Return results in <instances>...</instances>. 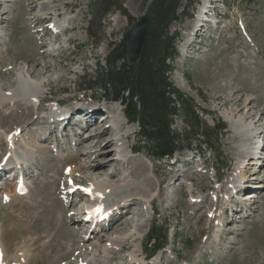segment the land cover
<instances>
[{
	"label": "rangeland",
	"instance_id": "374dc122",
	"mask_svg": "<svg viewBox=\"0 0 264 264\" xmlns=\"http://www.w3.org/2000/svg\"><path fill=\"white\" fill-rule=\"evenodd\" d=\"M116 1L127 16L117 10L104 16L96 28L100 30L94 28L95 41H98L95 42L87 30L88 23L93 20L90 9L93 0H0L1 4L9 6L4 9L3 4L0 5V11H5L0 24L5 30L0 36V83L15 86L12 70L15 71L14 68L22 63L44 70L39 77L51 76L55 80L45 84L41 105H27L24 101L14 112L12 103H7L0 110V125H12L21 131L23 141H16L15 154L19 158L22 153L25 155L24 170L31 174L26 170L24 174L32 185L27 195L18 197L14 194L15 181L4 178V185L11 192L8 202L0 199L2 264H77L84 257L87 262L90 260L89 264L129 263L133 247L131 238L123 241L124 251L104 255L101 250L104 240H97L100 230L98 235L80 241L83 233L76 224L80 219L76 208L82 205L83 199L79 200L75 195L69 196L67 201L61 198L65 196L68 185L64 182L68 181L64 170L70 165H81L80 171L73 175V183L85 185L89 179L95 178L86 172L83 165L94 159L97 147L78 149V133L82 139L90 133L97 136V145L100 146L111 141L101 162L110 160L113 164L109 168L103 167L101 175L111 174L112 183L121 177L127 184L134 183V192L155 191L156 195L160 192L155 196L152 207L148 206L146 210L143 200L130 198L128 209L118 217L121 218L116 223L114 220L107 229L103 228L113 235L123 227L124 220H131L132 215L142 222L144 226L140 229L139 241L144 250L139 264H264V196L253 203L252 200L241 199L248 193L264 195V188H251L257 184L264 185L263 159L257 164V159L251 158L244 169L242 184L245 188L252 185L250 189L237 192L230 203L224 204L229 181L237 171L239 159L235 153L239 150L236 148L243 140L236 130L242 131L241 125L249 123L248 120L240 123L238 117L245 110L256 113L257 117L264 115V0L247 3L183 0L185 5L191 2L190 16L185 17L182 23L172 25V30L180 34L177 43L179 56L169 78L176 88L194 100L203 120L214 129L208 143L202 144L199 152L183 151L176 155L175 164L152 161L142 153L131 152L138 146V125L127 123L119 103L101 99L99 88L80 85L83 76L93 74L96 62L106 57L109 45L122 41L140 16L150 12L152 0ZM205 5L210 6L205 15V26H195V15ZM190 30L193 43L183 52ZM60 74L64 77L57 81ZM93 98L99 100L93 113H85L78 108L84 100L93 101ZM238 98L242 103L240 111ZM52 102H59V108H73L70 110L72 114L61 124H64L63 129L58 124L49 126L47 120L50 116L45 121L44 115L49 113ZM244 103L247 109L242 108ZM226 114L231 116V120L224 117ZM88 121L98 123L95 127L83 128ZM261 124H264V118ZM183 125L177 118L172 129L181 132ZM115 126L118 129L114 131ZM229 133L237 136L232 146L229 145ZM257 136L260 139L255 138ZM255 137L253 141L261 140L262 145L264 135L255 134ZM115 138L119 140L116 145L112 142ZM205 140L203 138L202 142ZM0 142L3 143L0 145L1 159L6 153L7 143L2 136ZM244 144L246 140L239 145L241 150L251 147ZM62 146L69 150L58 153ZM117 146L127 154L123 165L117 162ZM195 147H199L198 143L193 144ZM87 151L91 152L89 157ZM51 155L57 158L53 159ZM255 171L260 172L263 179L250 180L257 174ZM3 182L1 180L0 183ZM76 201L77 207H72ZM130 224L119 235L129 232L133 226L132 222ZM16 227L24 229L16 231ZM12 228L14 230H10ZM164 235L167 236L164 247L161 245L152 256L154 240L159 241ZM146 252L149 259L145 257L143 261L142 258L148 255ZM108 259L111 260L108 262Z\"/></svg>",
	"mask_w": 264,
	"mask_h": 264
},
{
	"label": "trees",
	"instance_id": "16d2710c",
	"mask_svg": "<svg viewBox=\"0 0 264 264\" xmlns=\"http://www.w3.org/2000/svg\"><path fill=\"white\" fill-rule=\"evenodd\" d=\"M190 6L191 2L185 5L183 0H152L151 20L139 59L136 62L127 59L123 38L109 45L106 57L96 62L93 74L83 76L80 84L90 89L99 88L101 99L123 107L127 122L139 127V142L134 152L156 162H168L183 151L201 150L214 129L203 120L194 100L176 88L169 78L179 56L180 34L172 30V25L190 16ZM90 9L93 20L88 23L87 30L94 41V28L101 24L104 16L112 10L127 16L116 0H93ZM177 118L184 124L181 132L172 129ZM194 143L199 147L193 148ZM166 241L165 235L159 241L154 240V250Z\"/></svg>",
	"mask_w": 264,
	"mask_h": 264
},
{
	"label": "bare ground",
	"instance_id": "6f19581e",
	"mask_svg": "<svg viewBox=\"0 0 264 264\" xmlns=\"http://www.w3.org/2000/svg\"><path fill=\"white\" fill-rule=\"evenodd\" d=\"M2 4L0 3V5H2ZM3 6H4V9L9 7L6 4H3ZM206 7H208V6L205 5V6L201 7L199 11H197L198 13H197V15H195V19H194L195 26H198V24L201 27L205 26ZM3 14H5V11H0V24L4 18ZM208 20L206 19V21H208ZM52 25H53V22L51 23L50 27H52ZM54 26L57 29L60 28V25L54 24ZM192 26H194V25H192ZM50 27H49V29H52ZM53 30L57 31L56 29H53ZM4 31H5L4 28L0 27V36L4 33ZM187 33H188L187 34V41L183 44V52H186V48L189 47L193 43V37H191L193 32L191 31V32H187ZM40 62L42 63L43 61H40ZM47 68H48V66H47ZM14 70L15 71L12 70V73H14V76H15L14 77L15 82H16L15 86L11 87V85H8L6 82L4 84L0 83V110L7 103H9V104L12 103V111H14V112L17 111L18 108H20L17 105L21 104L24 101H26L27 105H32V104L41 105V103H42L41 96H43V94L45 93V84L52 81V80L53 81H55V80L50 78L51 76L50 77H44V76L39 77V75L43 74L44 70L36 69L35 65L26 66L25 63H22L19 66L15 67ZM205 70H207V69H205ZM63 77H64L63 74L58 75L57 81H62ZM9 83H11V82L9 81ZM239 100H240V98L237 99L238 102H239ZM245 100H247V99H245ZM58 104H59V102H52L50 104L49 113H46L44 115L45 121L48 118V116H50V119L47 120L48 122H51V124L61 125L62 122H64V119L68 118V116H69L68 112H70V110L73 108H68L66 110H58L57 109ZM239 105L240 106L238 108L240 111L242 103L239 102ZM246 106L247 105L244 103V106L242 108H246ZM252 107H254V106H252ZM92 110H90V111H92ZM249 110L251 111L252 108H250ZM262 113H264V112H262ZM52 114H54V116H52ZM63 114H66V115H64L65 118H63L60 121L59 117H61ZM241 115L242 116L238 117L240 120V123H242L241 121H244V120H248L249 123L248 124H242L241 125L242 131L236 130V133L237 134L241 133L240 136L243 137V140H246V144H244L243 146L247 145L249 147L251 145V147L246 148L245 150L242 148V150H241L239 148L240 147L239 145L242 143L243 140L241 139L238 143V147L236 148V150H239V152L237 154L235 153V155L239 159L237 171L235 172V176L233 177V179H231L229 181L230 186H229V189L227 191L228 195L226 194V196L224 197V204L225 205L231 202V197L236 195L237 192L243 191L247 188L250 189L249 187L252 186V185H250L249 187L245 188V186L242 184L243 183L242 177H243L244 169L246 168L247 164H249V162H251V158L257 159V161H256L257 164L260 163L261 159H263V161H264V140H262V147H260L258 152L254 151L251 153L252 149L255 150V149L259 148V146H260L259 142L261 140H258L256 142L253 141V137H255V134H261V136L264 135V124H261V121H263L264 115H259L257 117L256 113L255 114H253L252 112L247 113L246 110L243 111ZM81 117H82V115H81ZM224 117L227 120H231V116L228 114H226ZM85 121H87V120H85ZM97 123H98L97 121H88L83 128H88V126L95 127L97 125ZM111 124H113V122ZM62 126H64V124L60 126L61 127L60 129H63ZM117 129H118V127L115 126L114 131ZM20 133H21V131L19 130V127H13L12 125H6V126L0 125V136H2L5 139V142L7 143L6 153L0 159V167H1V169H7V171L9 170L8 172H10V173L14 170L16 171L13 173L14 178L16 177V180L14 182V192L17 194L16 196H18V197H19V192H17V187L22 180H24L23 193H25V195H27L29 193V190L32 187V185L27 181L26 175L24 174V172L26 170V169L24 170V165H26L25 155L22 153L21 158H19L15 154V152H16V147H15L16 141H21V142L23 141ZM115 135H117V133ZM78 136H79L78 139H76L77 144H78V147H77L78 149H82V147L85 149H90V148H93L94 146L97 147V149L94 153V154H96V156H94V159L92 161H88V162L84 163V165H83V168L86 169V172L89 173L91 176L95 177V178L89 179L88 184L82 185V184H79L76 182L73 183V178H74L73 175L75 174V172L80 171L79 170L81 168L80 164H78V166H76V167L74 165H70V167L65 169V173L68 174L66 176V178L68 181H70L69 183H68V181H66L69 185L65 189H67V191L71 190L72 188H74V185H82V189H83V191L81 193L78 192L80 194H78V195L76 194V198H78L79 200L83 199L82 200L83 204L80 205L79 207H77V205L79 203V200H78V203L76 201V202H73L71 205L72 207H77L76 211L80 215V219L76 220V222H78L76 224L80 226V228L82 229V233H83V235L80 238V241L87 240V239H89L95 235H98L97 231L100 230L101 232L98 235L97 240H104L103 246H101V250L104 253V255H106V254H109V252L113 254V253H119L120 251H124L123 241L131 238L133 241V247H132V252L129 255V260H128L129 263L128 264H135V263L139 264L140 263L139 262L140 256L142 255L141 253L144 250L143 247L141 246V242L139 241L141 239L140 229H142V227L144 226L142 224V222L135 220L134 215H132V217H130L131 220L129 222H127L128 219L124 220V222H122L123 227L114 231L115 234H113V235H109L107 232L104 231L103 228L107 229V227L112 225L114 220H116L115 221V223H116L121 218V217L120 218H118V217L121 216L122 213L128 209V204L130 202L129 201L130 198H132V200L133 199L143 200L144 208L146 210L148 206L152 207L153 200L155 199V196H159L160 192H158L157 195L155 194L156 193L155 191H144V192L135 191L134 192V190L136 188L135 186L132 187V184H134V183L131 182V183L127 184V183H125L124 178H121V177L115 183H112L113 179L111 180V178H110L111 174L107 173V174L101 175L103 170H104L103 167L109 168L113 164L110 160L108 162H105V161L101 162V159L105 158V154H106L105 150L109 149V148H107V146L111 145V141H109L104 146H100V145H97V141H96L97 136H93L91 133H90V135L85 136L86 139H82L80 137V133H78ZM244 136H246L245 139H244ZM92 137L95 138L94 141L92 140ZM235 138H237V136L235 134H231V133L228 134V139L231 141L229 144L230 146H232L231 144L235 140ZM255 138L260 139V136H257ZM118 141H119L118 138H115L112 140L114 145H116V143ZM253 143H254V146H252ZM0 145H3V143L0 142ZM115 148H116V155L118 156L117 162L119 164L122 163V165L125 164L127 154L123 153V149L121 146H117ZM42 150L44 151L43 148H42ZM64 150L67 151L69 149L62 146L58 153H62V151H64ZM72 150L73 149H71L70 151H72ZM133 150H134V147H133ZM133 150H131V152H133ZM240 151L243 152L244 154L240 153ZM90 153H91L90 151H87L88 157L90 156ZM7 154H9V156L7 157V159H5V156ZM57 156H58V154H57ZM57 156L51 155V157L53 159H56ZM248 156H250V160L247 161L246 158ZM12 163H14V164H12ZM191 163L193 164L194 162L192 161ZM261 164H263V162ZM147 166L151 167L150 163H147ZM42 167H44V166H42ZM26 172L28 174H31L27 170H26ZM31 172H34V170H31ZM125 172L126 171H124V173ZM253 174H254V172H253ZM261 179H263V177H261L260 172H258L254 176L250 177V180L259 181ZM143 181L149 182L146 178H143ZM192 185H193V183H192ZM130 187H132V188H130ZM251 188H254L256 190L263 189L264 185L257 184L255 186H252ZM0 189H3L4 191H6V194L3 193L4 199L9 196V193L11 192V190L9 189L8 186L4 187V184L0 183ZM42 189H43V187H42ZM67 191L65 193H67ZM14 194H13V196H14ZM44 194H45V192H44ZM67 195L69 197L70 195H75V193H69L68 192ZM263 196L264 195L259 196L257 193L256 194L255 193H248L246 195H242L241 199L243 198L244 200H252V203H253V202H256L258 200V198H260V199L263 198ZM62 197L63 196H61V198ZM84 206L86 208H84ZM95 206H98L100 209H103V210H106L109 212V215H110L109 220L111 223L108 222V224L105 226V224H104L105 222H103V223L99 224L98 226L97 225L93 226L88 222H84L83 218L84 219L87 218L88 215H90L92 212H94L96 210ZM211 218H213V217L211 216ZM131 222L133 225L130 227L131 231L129 229V232H127L125 235H123V236L119 235V233H121V231L126 230L131 225L130 224ZM17 229H16V231H20V229H22V228L19 229V227H18ZM28 229H30V228H28ZM10 230H14V229L12 228ZM3 233H1V234H3ZM7 233H11V232H7ZM19 233L21 234V232H19ZM22 233L26 234L28 232L23 231ZM30 234H32V233H30ZM8 237H10V236H8ZM0 241H2L1 237H0ZM1 243H3V242H0V247H1ZM80 247H83V246H80ZM80 247H77L76 249H80ZM1 250H3V248L0 249V264H2V262H3V261H1V256H3ZM82 257H84V256L82 255ZM13 258H15V257H13ZM111 259H112V257H111ZM111 259H108L107 261L109 262ZM89 263H90V260H89V262H87V258L84 257L77 264H89ZM11 264H15V263H11ZM63 264H68V263H63Z\"/></svg>",
	"mask_w": 264,
	"mask_h": 264
},
{
	"label": "water",
	"instance_id": "95a60500",
	"mask_svg": "<svg viewBox=\"0 0 264 264\" xmlns=\"http://www.w3.org/2000/svg\"><path fill=\"white\" fill-rule=\"evenodd\" d=\"M151 20V13H144L135 25L124 34L127 59L136 62L142 50L146 32Z\"/></svg>",
	"mask_w": 264,
	"mask_h": 264
}]
</instances>
